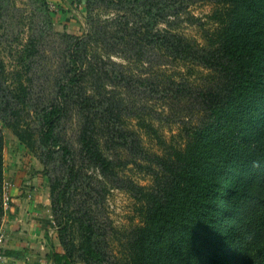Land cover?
<instances>
[{"label": "rangeland", "instance_id": "obj_1", "mask_svg": "<svg viewBox=\"0 0 264 264\" xmlns=\"http://www.w3.org/2000/svg\"><path fill=\"white\" fill-rule=\"evenodd\" d=\"M218 4L219 0H0V82L10 86L23 66L24 79L31 81L29 94L24 105L14 107L22 128L32 135L29 147L0 120L3 186L9 183V207L2 209L0 218V246L12 244L23 252L20 257L0 255V264H26V257L43 256L53 242L65 252L60 228L73 241L76 253L90 251L89 262L74 258L75 264H118L128 233L142 223L140 203L127 188L128 182L152 185L151 156L164 151L162 140L183 146L202 116L200 92L215 75L195 58L166 51L164 44L160 46L164 37L151 33H179L203 46ZM124 12L131 29L121 31L117 20L127 18ZM90 17L98 21L107 42L113 37L108 43L111 61L104 60L107 72L115 74L105 76L102 83L124 101L119 126L128 134L125 141L108 136L110 126L99 118L94 124L101 148L118 163L115 176L100 174L81 150L85 117L90 108L98 116L102 112L99 101L85 100L94 94L96 84L85 73L73 84L63 79L75 38L87 39L94 30ZM91 41L102 48L103 41ZM53 103L63 108L55 117L53 148L47 151L40 143L45 127L42 115ZM61 145L71 149L70 160L73 157L78 175L66 186L60 206L49 183L57 181L59 189L68 178ZM4 202L2 189L0 206ZM30 215L40 226L29 227L32 233L28 234L23 226Z\"/></svg>", "mask_w": 264, "mask_h": 264}, {"label": "trees", "instance_id": "obj_2", "mask_svg": "<svg viewBox=\"0 0 264 264\" xmlns=\"http://www.w3.org/2000/svg\"><path fill=\"white\" fill-rule=\"evenodd\" d=\"M211 19V31L203 46L179 33H151L164 37L165 43L160 46L164 44L166 51L195 58L215 75L200 92L202 116L183 146L162 140L164 151L151 156L148 167L152 185L128 182L127 188L140 203L142 223L128 233L118 264H264V0H219ZM90 21L94 30L87 39L75 38L76 48L65 64L69 68L63 79L73 84L85 73L96 84L94 94H88L85 100L99 101L102 112L98 116L89 107L79 136L81 150L100 174L115 176L118 163L101 148L94 124L99 118L110 126L108 136L125 141L128 134L119 126L124 101L106 82L102 83L105 76L115 74L108 73L105 65V60L111 61L108 43L113 37L107 42L98 21L93 17ZM117 24L122 25L121 31L131 29L128 15ZM91 39L103 41L102 48H95ZM22 67L10 86H1L0 82V120L30 147L32 135L22 128L14 107L24 105L29 94L31 81L24 79ZM62 108L60 103H53L43 112L45 127L40 143L47 151L53 148L55 117ZM61 149L67 181L59 189L57 181L49 183L51 191L57 192L54 201L60 206L66 186L78 175L73 157L70 160L71 149L67 145H61ZM3 151L0 125V196ZM42 161L47 165V160ZM2 209L0 206V218ZM60 229L59 240L65 252L54 254V264H75L74 258L89 262L90 251L76 253L73 241L68 240L64 228ZM13 246H0V255L22 256L23 252Z\"/></svg>", "mask_w": 264, "mask_h": 264}, {"label": "crops", "instance_id": "obj_3", "mask_svg": "<svg viewBox=\"0 0 264 264\" xmlns=\"http://www.w3.org/2000/svg\"><path fill=\"white\" fill-rule=\"evenodd\" d=\"M16 201H17V199H16ZM18 203H21L27 209L30 208L25 202H22L21 200H18ZM31 216L32 215L29 216L30 221H25L24 226H23L24 230L28 229V230H26L28 234L32 233L30 231L29 227H31V229H32V227L34 225L38 226L40 224V222L37 219H35ZM38 231H39V229H38ZM30 239H31V237H30ZM34 241H35V238H34ZM63 252L64 251L62 250V248L58 246V242H53L51 249L47 250L45 252V254H43V256L39 255L37 253H33V254L31 253V257H26V261H27L26 264H54V254L55 253H63Z\"/></svg>", "mask_w": 264, "mask_h": 264}, {"label": "built area", "instance_id": "obj_4", "mask_svg": "<svg viewBox=\"0 0 264 264\" xmlns=\"http://www.w3.org/2000/svg\"><path fill=\"white\" fill-rule=\"evenodd\" d=\"M8 188H9V183L5 182V184L3 186V201L5 200V202L3 204L4 210L9 207L8 204H7V201L9 200V194L7 192Z\"/></svg>", "mask_w": 264, "mask_h": 264}]
</instances>
